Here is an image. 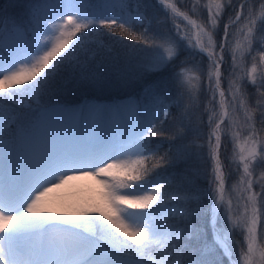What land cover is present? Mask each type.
I'll list each match as a JSON object with an SVG mask.
<instances>
[{
    "label": "snow or ice",
    "instance_id": "1",
    "mask_svg": "<svg viewBox=\"0 0 264 264\" xmlns=\"http://www.w3.org/2000/svg\"><path fill=\"white\" fill-rule=\"evenodd\" d=\"M256 2L239 0V10L223 25L219 42L214 34L225 9L234 8L233 0H207L202 6L207 27L190 20L173 0H158L173 21L174 33L160 30L167 19L153 27L151 0H9L0 8V264H225V258L227 264H264V247L257 240V226H264V182H259L264 173L259 181L252 179L253 170L264 166V138L258 135L264 132V110L259 129L248 116V137L238 160L235 154L229 160L237 170L242 166L240 184L250 193L240 220L246 248L239 253L232 239L238 225L231 201H225L220 159L221 125L228 116L221 87L226 54L230 77L251 56L252 68L245 71L257 88V108L264 109V71L257 87L252 56L255 47H264V36L256 35L264 32V0L259 17ZM177 17L195 29L194 42L175 23ZM241 21L245 23L237 33L243 40L232 46L237 33L229 29ZM136 27L142 29L140 35L133 31ZM185 51L193 59L206 55L208 91L213 103L217 93L220 97V117L209 133L214 186L206 191L186 171L175 187L171 177L157 178L162 163L172 166L188 154L186 148H177L165 161L157 156L163 144L197 131L184 124L166 135L170 119H176L173 108L181 123L191 112L180 89L188 85L193 102L192 89L199 92L193 77L183 70L169 71ZM260 61L264 65V52ZM73 84L101 89L137 85L139 92L111 103L88 98L77 102L67 98ZM240 87L227 81L233 99ZM244 104L241 100L239 107ZM208 111L211 126L216 113ZM80 176L100 178L103 203L52 206L49 194ZM254 183L260 193L251 192ZM205 198L207 205L202 203ZM202 215L208 216L207 228L197 223ZM221 219L232 227L221 230Z\"/></svg>",
    "mask_w": 264,
    "mask_h": 264
},
{
    "label": "rangeland",
    "instance_id": "2",
    "mask_svg": "<svg viewBox=\"0 0 264 264\" xmlns=\"http://www.w3.org/2000/svg\"><path fill=\"white\" fill-rule=\"evenodd\" d=\"M196 1V0H193ZM192 1V2H193ZM173 2L176 4L177 8L183 12L185 15L189 17L190 20H195L197 24L207 27L203 23L199 22V19L197 17V10L195 7L191 5V2H187V0L184 1V4L181 0H173ZM154 5V6H153ZM151 8L150 13L148 16L154 18V23L156 24L157 21H164L167 19V24L160 27L161 31L165 32H171L174 33L175 29L173 27V21L166 17L165 15V9L163 6L158 3V0H151ZM255 11L257 16L259 17L262 9L260 8V0H257L255 4ZM239 10V5H238ZM259 19L257 20L258 23ZM176 24H179L181 26V29L189 34V37L195 41V29L192 28V26L189 24L187 20H184L183 17H177L175 20ZM245 21H241L240 24L237 25L234 33H237V29L241 28ZM157 25V24H156ZM158 26V25H157ZM215 39L218 41V38L214 35ZM237 40H243V36L240 33H237L236 36L232 38L231 44L232 46H235ZM219 42V41H218ZM131 43V42H130ZM255 51H252V56L256 57V66H257V87L259 85L260 75L259 73L261 71H264V65L261 64L260 61V53L264 52V49H261L260 47L255 48ZM219 49H217V52ZM247 62V64H246ZM253 65V61L251 56L247 57L245 61L240 62L241 71H236L237 75L235 76H229L227 80L232 79L235 81L236 85H240V92L235 94V99H233V93L228 91L227 86L224 87L223 84H221V87L224 89L226 96V105L228 111V116L225 118V122L221 125V142L222 147L220 150V159L222 162V168L225 173L226 179H225V201H231L232 204V219L234 221H237V225L233 230L232 239L237 242L236 252L239 253L242 248H246V244L244 241V236L246 235V229H244L242 226H240V220L244 216L245 208L248 204L247 202V196L250 194L247 191L242 190V186L240 184V178L243 175V168L242 166L237 170V164L232 163L229 164V160L234 156V154L237 157L240 151V146L244 144L245 139L248 137V127L249 122L247 120L248 116L254 117L255 125L257 126V129L260 128L259 124V113L260 111L264 109L257 108V100H258V93L257 88L252 87L251 80L247 77L246 71H250ZM192 68L193 63L191 64ZM180 72V71H179ZM184 75H188L193 77L192 83L196 84L198 86V77L192 70H183ZM241 77L244 78V80H241ZM184 77L181 76V79ZM246 81V82H245ZM135 91L139 92V86H136L134 88ZM196 91L195 89H193ZM235 89L233 90V92ZM261 91H264V89H261ZM210 99H212L211 92L209 93ZM90 100L91 97H86ZM196 98V97H195ZM84 99V98H83ZM81 99V100H83ZM80 100V101H81ZM219 94L217 93L215 96V102H206V106H204L205 112L207 113L206 116L209 118V115H211V112L208 111L209 109L215 110V117L213 120V124L211 126H208L207 129H205L203 134V139L199 140L200 145H209V133L212 130V127H214L216 120H219L221 108L219 105ZM241 100L245 101L244 107H239V103ZM79 102V101H78ZM96 102L99 103H111V100H97ZM257 118L255 120V114L256 113ZM258 119V121H257ZM229 121H231V125H229ZM257 121V122H256ZM238 134V135H237ZM258 135L261 138H264V132H259ZM236 136V140H233V137ZM212 142H215L214 137L212 138ZM202 157H208L206 150L202 153ZM205 161H207L205 159ZM212 167H211V174L207 178L205 188L201 186L195 185L197 188L201 190H207L209 189L210 182L213 179V166L214 162L211 159ZM85 171H90V169H86ZM264 173V166H258L253 170L252 179L255 181H259L260 174ZM79 175V174H77ZM232 175V177H231ZM165 177H159L161 181H163ZM231 179L230 181H228ZM264 182V181H259ZM99 177L94 176H80V178L71 180L67 184L63 185L61 188L56 189L54 192L50 193L48 196V200L50 204L54 207H68V206H76V205H83V204H93L95 201V204H102L104 201V189L103 187H98V184H100ZM260 193L261 189L258 186V183H254L253 187L251 189V192L254 193ZM68 194L67 197L62 196L63 194ZM61 195V196H60ZM257 207H260V197L257 196ZM202 203L204 205L208 204V199L205 198ZM227 207V204L221 208L220 215L223 217V211L224 208ZM139 211V210H137ZM203 218H205V215H202ZM206 219V218H205ZM204 226L202 222L198 223ZM221 230L229 229L232 226L228 223H226L223 219H221V223L219 225ZM237 233H242V236H239ZM262 237L263 241H259L258 238ZM257 240L258 243L264 247V226L258 225L257 226Z\"/></svg>",
    "mask_w": 264,
    "mask_h": 264
},
{
    "label": "trees",
    "instance_id": "3",
    "mask_svg": "<svg viewBox=\"0 0 264 264\" xmlns=\"http://www.w3.org/2000/svg\"><path fill=\"white\" fill-rule=\"evenodd\" d=\"M178 1V0H177ZM184 4L185 0H181ZM187 0V2H191V5L196 8L197 10V17L199 19L200 23H203L207 26V10L203 8V5L207 4V0ZM228 0H225V3H227ZM234 8H226L224 11V14L222 15L221 20L219 21V32L214 34L216 38H218V41L223 39V25L225 23H228L229 16H232L234 18L235 16V10H238L239 0H233ZM256 4V3H255ZM9 5V0H0V8H5ZM154 6V5H153ZM150 8H148V14L150 13ZM10 11H14L15 9H9ZM153 27L156 28L157 25L153 24ZM237 27V25H236ZM260 27V21L257 23V28ZM236 28H230L229 31L233 32ZM135 34L140 35L142 32V29L139 27H136L133 29ZM153 33H149L151 36ZM257 37L264 36V32H257ZM232 41V40H231ZM92 47H95V44L91 45ZM118 47V46H117ZM259 47V46H257ZM255 47V48H257ZM254 48L253 51L256 49ZM261 49H264V47H260ZM188 60L189 63H181L182 61ZM193 63V68L191 64ZM247 64V62H246ZM176 67L173 69L171 66L169 68V71H176L179 72L181 70H192L198 77V88L199 92H196L192 89V91L196 94L195 95V101L189 99L188 96V85H185L184 88L180 89L181 92L184 93L183 95V104L186 106H189L191 108V112L189 113L188 117L184 120L183 123L180 122L178 119L179 111L175 108L172 109V116L176 119H170V123L167 125L168 131L166 132L167 136H171L178 128H182L184 124H191L192 127L196 128V132H189L188 135H186L182 140H177L174 144L164 143L163 146L160 148L159 152L157 153V156H165V161H167L170 157H174L177 148L187 150V157L186 159H182L177 163H174L172 166H168L167 163H162V167L158 169L157 171L160 173L159 177H171L173 186L175 187L176 184L180 183V173H184L186 171L187 175L195 181V185L201 186L205 188L207 178L211 174V167L212 162L211 158L209 156V145H204L202 147H195V145H200L199 140L203 139V134L205 129L209 126L208 118L206 116V112L204 109V106H206V102H212V99L209 97V91H208V79H207V72H208V60L206 55L204 56H196L194 59L189 57L188 53L182 52L179 59L176 61ZM231 65V58L229 55H225V63L221 66V84H223L224 87L227 86V79L229 77L228 73L231 71L230 68ZM201 68L203 71H201ZM236 71H241V68H237ZM227 78V79H226ZM137 85H131V86H120V85H109L105 86L103 89L90 86V85H69L70 94L68 95V99L73 101H80L83 98L91 97L90 100H111V102L114 101H120L123 99H126L128 95L130 94H136L138 93L134 89ZM196 90V89H195ZM181 109L180 111H182ZM256 113V112H255ZM257 113L255 114V120L257 118ZM258 121V119H257ZM256 121V122H257ZM257 128V126H256ZM158 139V138H154ZM206 150V153L208 157H202V153ZM205 159L207 161H205ZM156 161L153 160L150 163H155ZM157 177V178H159ZM232 177V175H231ZM100 179V178H99ZM229 179L228 181H230ZM98 187H103L102 183L98 184ZM184 187H188V185L185 183ZM258 193V191H257ZM61 196V195H60ZM62 196L67 197L68 194H63ZM89 204V200L87 202ZM95 204V201L93 202ZM206 218V219H205ZM205 218L202 216L197 221V223L202 222L204 224V227L207 228L208 225V216L205 215ZM235 234L242 236V233ZM208 239L211 241L212 239V233L211 230H208ZM259 241H263L262 237L258 238ZM225 264H227V258H225Z\"/></svg>",
    "mask_w": 264,
    "mask_h": 264
}]
</instances>
